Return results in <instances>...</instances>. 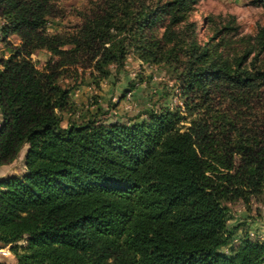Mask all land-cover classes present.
<instances>
[{
    "label": "trees",
    "instance_id": "16d2710c",
    "mask_svg": "<svg viewBox=\"0 0 264 264\" xmlns=\"http://www.w3.org/2000/svg\"><path fill=\"white\" fill-rule=\"evenodd\" d=\"M55 1L0 0V35L19 41L5 43L0 60V166L26 147L21 178L0 179V248L9 246L16 264H264V243L245 234L232 243L224 205L264 190V125L230 115L246 105L244 92L250 106L252 88L264 90V70L243 68L245 55L222 61L193 39L181 46L175 28L192 0L153 9L104 1L70 34L46 30ZM37 51L47 54L41 71L30 60ZM127 51L153 64L183 58V112L61 127L71 111L60 82L77 70L105 79Z\"/></svg>",
    "mask_w": 264,
    "mask_h": 264
},
{
    "label": "rangeland",
    "instance_id": "374dc122",
    "mask_svg": "<svg viewBox=\"0 0 264 264\" xmlns=\"http://www.w3.org/2000/svg\"><path fill=\"white\" fill-rule=\"evenodd\" d=\"M104 1L109 0L55 1L57 16L47 23V32L73 33L81 24L82 15H88L93 7ZM129 1L135 5H150L148 7L151 9L163 3V0ZM185 16V22L175 28L183 32L179 42L181 46L187 39H193L199 47L205 46L210 55L220 54L222 61L232 63L234 58L245 55L243 68L251 70L253 65L264 70V6L260 0H192L187 5ZM162 31L161 24L151 29L152 39H159ZM144 35L148 37V33ZM5 43L19 45L15 36L3 40L0 35V60L7 57ZM171 59L170 65L153 64L139 60L135 53L127 51L121 66L110 67V75L105 79L95 81L96 73L89 74L88 70L83 73L77 70L76 74L71 72L68 78L60 82L63 87L69 88L68 104L71 111L61 114V127H66L70 122H83L90 116H94L99 123L129 125L144 119L146 112L161 107L178 108L182 113L177 76L183 58L179 57L176 61H173V57ZM30 60L41 71L47 54L37 51L30 56ZM252 89L256 91L252 103L258 104L254 108L251 107L252 103L247 106L244 92L242 99L246 105L239 104L234 114L230 115L248 122L247 126L255 130L264 125V90L261 85H255ZM227 105L230 107L221 108V112L232 109L229 103ZM25 150L26 147H22L12 163L0 166V179L21 178L25 172ZM224 205L228 210L227 225L236 227L232 243H236L244 234L252 241L264 243V190L257 196H251L246 203L236 200ZM22 245V242L17 244ZM8 247L0 248V264H16ZM227 250V247L222 248L223 253ZM20 252L21 249H17V253Z\"/></svg>",
    "mask_w": 264,
    "mask_h": 264
}]
</instances>
